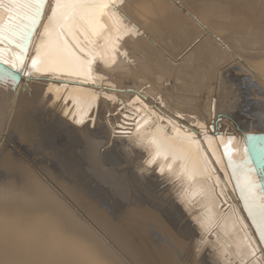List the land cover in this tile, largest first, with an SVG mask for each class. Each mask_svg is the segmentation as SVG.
<instances>
[{
    "label": "bare ground",
    "instance_id": "6f19581e",
    "mask_svg": "<svg viewBox=\"0 0 264 264\" xmlns=\"http://www.w3.org/2000/svg\"><path fill=\"white\" fill-rule=\"evenodd\" d=\"M40 1L0 0V264H263L264 141L246 136L264 133V0H60L42 37L47 0L24 53ZM217 47L226 62L211 68ZM180 54L187 75L212 80L209 99L175 96ZM144 62L154 84L135 83ZM228 76L244 104L222 106ZM77 134L89 146L73 154ZM218 135L233 182L208 152Z\"/></svg>",
    "mask_w": 264,
    "mask_h": 264
},
{
    "label": "rangeland",
    "instance_id": "374dc122",
    "mask_svg": "<svg viewBox=\"0 0 264 264\" xmlns=\"http://www.w3.org/2000/svg\"><path fill=\"white\" fill-rule=\"evenodd\" d=\"M216 47V46H215ZM191 49V48H190ZM190 49L189 50H187V51H190ZM217 49H218V47H217ZM216 48H215V52H213L215 55L213 56V57H209V59H207L208 61H206V64H208V63H210V64H212V66H210V65H208L209 67H213V65H215V68H218V67H220L222 64H223V62L225 63L226 61H225V58H220V56H219V54H220V49H218L217 50ZM171 50H173V52H175V53H177L178 52V50H177V48H172ZM234 53L236 54V55H242V53L239 51V50H236V49H234ZM184 54V56L187 54V52H184L183 53ZM183 54H180V56L178 57V58H181L182 59V56H183ZM145 53H144V58H145ZM225 55V54H224ZM223 55V56H224ZM243 56V55H242ZM241 56V57H242ZM143 58V59H144ZM228 59V58H227ZM226 59V60H227ZM214 60V61H213ZM222 60V61H221ZM195 61V60H194ZM205 62H197V67H198V70H199V72L203 69V67L202 66H200V64H204ZM240 64V63H239ZM192 65V63L191 62H187V58H183L182 60H181V62H180V67H179V70H178V77L176 78V84L177 85H179V88L175 91V96H177V97H179V98H181L182 99V104L184 103V100L187 98V97H189V96H192V95H194L195 96V94L196 93H198V92H200V91H202V93L200 94L201 95V98H203V99H209V97L211 96V92L214 90V87H213V85H212V80L211 81H207L206 79H201L199 76H192V74H190V75H187L188 73L186 72V68H189V70L191 71V69H190V67L189 66H191ZM142 66L145 68V69H147L148 71L146 72V71H144L145 73H151V75H147L146 76V74L144 73V72H142V74H141V76H139L138 78H137V80L135 81V83L136 82H139L140 83V81H143V80H145V81H147V82H152L153 84H154V82H156V79L152 76V69H150V68H148L149 67V63L148 62H144L143 64H142ZM240 66H241V64H240ZM213 71H214V69H213ZM155 75H157V76H160V75H158V74H155ZM169 80V79H168ZM227 80V81H226ZM230 80V81H229ZM134 81V80H133ZM226 82V83H225ZM27 83H29V82H27ZM111 83L112 84H114V85H128V83H129V80L128 79H125V78H121V79H113V80H111ZM164 84L165 83H167V82H163ZM237 88V89H236ZM28 89H27V84H25V91H27ZM24 91V92H25ZM217 92H219L218 93V96H219V98L223 101V104H222V106H227V102L228 101H234L235 102V107H236V103H238L239 105H242V104H244L243 102V99H242V97H241V92H240V89L238 88V85L237 84H235V82H233L232 81V78H230L229 76L225 79V81H224V84H223V86L219 89V88H217ZM27 92H25V94H26ZM35 99V98H34ZM34 99H33V102H34ZM230 99V100H229ZM228 100V101H227ZM243 101V102H242ZM0 102H2V101H0ZM3 103V102H2ZM3 105H4V107H3V111H10L9 110V107H8V105H6L5 103H3ZM38 110V111H41V112H45L46 111V106H45V103H43V104H41L40 102H38L37 103V105H36V107L35 108H31L30 109V111H34V110ZM48 109H52L51 107H49V106H47V110ZM243 112H245V110L244 109H238L237 110V112L236 113H240V114H242ZM91 114H92V112H91ZM90 114V115H91ZM6 115L4 114L2 117L4 118ZM106 118H108L107 116H106ZM95 121H96V117L95 118H93V117H88L87 119H86V123L87 122H89V124H90V130L91 131H94L95 130V126H96V123H95ZM91 122V123H90ZM71 123V122H70ZM73 123V122H72ZM71 123V124H72ZM76 124V123H75ZM225 124V123H224ZM227 124V123H226ZM127 127V126H126ZM130 128H132V126H129ZM228 134H230V132L228 133ZM78 136H79V141H81V143L78 145V144H76V141H74V148H75V152L73 153V154H76L78 151H81V150H84V148H86V147H88L89 145H86V141L81 137V135H79V134H77ZM106 139H107V136H106ZM109 149V147H107V146H105V144L103 145V147H100V149H99V154L100 153H102V157H103V153L106 151V150H108ZM105 170H106V168H104ZM107 170H110L109 168L107 169ZM86 171H89L87 168H86ZM157 173L158 174H160L158 171H157ZM124 174L125 175H131L132 176V173H131V171H130V174H129V171H127L126 169H124ZM164 174V172L162 173V175ZM93 178V182H97V183H99L98 182V179H97V177H92ZM81 183H83L84 184V182L81 180V179H78ZM90 184H92V182H90ZM160 184H161V188L162 189H167L168 187L170 188V184H172V182L171 181H169V182H167L166 184H164V182L163 181H161L160 182ZM170 185V186H169ZM136 187L137 188H140L141 186L140 185H138V184H136ZM107 188H108V186H107ZM92 191L98 196V197H100V196H102V192H101V189L100 188H98V187H96V185L95 184H92ZM161 191H163V190H160L159 191V195H161V196H163L164 197V195L165 194H163ZM110 198H111V200H116L117 199V197H115V196H112L111 194H110ZM263 198V197H262ZM252 199H253V197H252ZM147 203H148V206L149 207H151V208H153L155 211H157V213H158V215L159 216H161L162 218H164L165 220H166V222H167V226H168V221H169V219L167 218V216H164L157 208H154V206L153 205H151L150 203H149V201L148 200H145ZM86 203H83V205H85ZM139 204V200L138 199H135V201L132 203V205H131V207H133V208H137V205ZM253 204H255V201H253ZM111 205V204H110ZM109 206V205H108ZM111 207H113V208H115L114 206H111ZM76 215V214H75ZM76 218H77V216H75ZM78 219V218H77ZM79 220V219H78ZM168 228H169V230H174L173 228H170L169 226H168ZM211 233L209 234V236H211V237H208V239L206 238L205 239V241L204 242H207L208 240H212L211 242H214V243H216L217 242V235H215L214 236V233L216 232V228H214V229H211ZM193 233H195L194 231H193ZM174 235H175V233H174ZM212 236H214V238L212 237ZM178 239V236H176L175 235V237H173V239ZM181 238V237H180ZM213 238V239H212ZM194 239L195 238H187V242H188V244L189 245H191V243H192V241H194ZM207 240V241H206ZM177 241V240H176ZM203 242V243H204ZM195 251H197V250H194V252ZM207 256L210 254L209 252H206L205 253ZM200 257H197L196 256V252L194 253V258L192 259V260H187L188 262H199L200 261ZM241 264H244V262L243 263H241ZM246 264H253V262H248V263H246ZM256 264H260V262H258V263H256ZM264 264V263H263Z\"/></svg>",
    "mask_w": 264,
    "mask_h": 264
},
{
    "label": "water",
    "instance_id": "95a60500",
    "mask_svg": "<svg viewBox=\"0 0 264 264\" xmlns=\"http://www.w3.org/2000/svg\"><path fill=\"white\" fill-rule=\"evenodd\" d=\"M7 1H9V2H11V0H7ZM46 1L47 0H41L40 1V3L38 4V7H37V10H36V17H35V19H34V21L32 22V25L29 27V28H27L26 30H24L23 31V33H24V40H25V46H24V48H23V51H24V53L26 52V49L28 48V44L30 43V41H31V39H30V37H33V36H31V34L33 33V28H34V26L36 25V24H38V22H40V20L42 19V17H41V14L43 13V6H45V4H46ZM59 1L60 0H54L53 1V3H52V9H51V11H50V13H49V15H48V18L46 19V21H45V23H44V26H43V28H42V31H41V35L40 36H44V34H45V31L48 29V26L50 25V23L52 22V19L57 15V9H58V5H59ZM74 1V0H73ZM83 1L84 0H78V2H76V6H85V5H87V4H84L83 3ZM69 2H72V0H69ZM86 2L87 3H89V4H97V5H100V4H104L105 6V8H106V6H107V3H108V0H86ZM109 7V6H108ZM70 13L71 12H66V14H65V16H69L70 15ZM72 18V17H71ZM71 18H66V21H69ZM57 31V30H56ZM75 40H77L78 38L76 37V38H74ZM41 41H42V39H41ZM73 42V41H72ZM41 43V42H40ZM40 43L38 44L37 43V45H36V53L34 54V56L32 57L33 59L32 60H34V59H36L37 57H38V53H37V50H38V46L40 45ZM74 43V42H73ZM1 63V62H0ZM215 108V99L213 100V106H212V109H214ZM137 110V112H138V109H136ZM132 120H134V117L133 118H131ZM211 130L212 131H214V129H213V127L211 128ZM219 137V135L217 136V138H211V137H209L207 140H208V142L209 141H211L213 144H214V146H215V149H216V151H217V153H218V157H216L215 155H214V153L212 152V150L209 148L208 149V152H209V154H210V157L214 160V162H215V164L218 166V168H219V171H220V173L222 174V176L224 177V179L226 180L227 179V174H228V176H229V179H230V182H231V180H232V182H233V179H232V177L230 176L231 174H230V171L228 170L227 171V169H226V167H225V163H226V161L228 162V159H227V157H226V155H225V152H223V150H222V147L218 144V140L217 139H219L218 138ZM228 137H231V139H233V137L234 136H232V135H228ZM246 138H253V142H252V145L251 146H253L257 141H259V140H261V141H264V133H261V134H248L247 136H246ZM260 142V141H259ZM205 143H206V141H205ZM207 144V143H206ZM208 145V144H207ZM201 149V148H200ZM202 150V149H201ZM252 151V152H251ZM250 152H251V155H250V159L252 158V163H251V165H253V167L252 168H254V166H255V163L257 164V160H256V157H255V153H254V151L253 150H251ZM217 158V159H216ZM262 160H264V159H262V157L260 158V161L262 162ZM152 162V161H151ZM260 162V163H261ZM222 165V166H220V165ZM206 165V167H207V169H205V171H209V169H210V166L208 165V164H205ZM212 167V166H211ZM224 168H225V170H226V172L224 171ZM262 168H264V161L262 162V164H261V169L260 170H262ZM160 171V170H159ZM257 172L258 173H260L259 172V169H257ZM212 178H213V180L211 179V181H213V182H215V184L218 186V187H220V184H219V178H218V176H216L215 175V173H213L212 175ZM259 176H260V174H259ZM264 176V175H263ZM217 180V181H216ZM232 184V183H231ZM231 190H233V189H231ZM236 190V189H235ZM238 194V193H237ZM239 196L241 195V193L239 192V194H238ZM221 196V195H220ZM264 198V197H263ZM226 209V208H225ZM254 243V242H253ZM255 245V244H254ZM256 246V245H255ZM254 256H256V254L254 253Z\"/></svg>",
    "mask_w": 264,
    "mask_h": 264
}]
</instances>
